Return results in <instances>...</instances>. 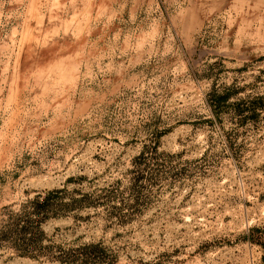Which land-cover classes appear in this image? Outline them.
Returning a JSON list of instances; mask_svg holds the SVG:
<instances>
[{
    "label": "rangeland",
    "instance_id": "374dc122",
    "mask_svg": "<svg viewBox=\"0 0 264 264\" xmlns=\"http://www.w3.org/2000/svg\"><path fill=\"white\" fill-rule=\"evenodd\" d=\"M54 190L0 264H264V0H0V214Z\"/></svg>",
    "mask_w": 264,
    "mask_h": 264
},
{
    "label": "trees",
    "instance_id": "16d2710c",
    "mask_svg": "<svg viewBox=\"0 0 264 264\" xmlns=\"http://www.w3.org/2000/svg\"><path fill=\"white\" fill-rule=\"evenodd\" d=\"M63 199V192L54 190L26 200L15 211L3 207V212L0 214V246L9 247L20 256L49 257L46 252L49 248L42 246L43 233L40 231L42 224L85 203L90 197L85 195L80 200H70L65 203L61 201ZM94 248L97 246L59 249L54 258L61 264H94L103 261L101 254L92 251Z\"/></svg>",
    "mask_w": 264,
    "mask_h": 264
},
{
    "label": "bare ground",
    "instance_id": "6f19581e",
    "mask_svg": "<svg viewBox=\"0 0 264 264\" xmlns=\"http://www.w3.org/2000/svg\"><path fill=\"white\" fill-rule=\"evenodd\" d=\"M27 31V30H26Z\"/></svg>",
    "mask_w": 264,
    "mask_h": 264
}]
</instances>
